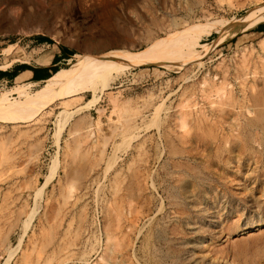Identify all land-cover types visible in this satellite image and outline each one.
Returning a JSON list of instances; mask_svg holds the SVG:
<instances>
[{
	"label": "rangeland",
	"instance_id": "obj_1",
	"mask_svg": "<svg viewBox=\"0 0 264 264\" xmlns=\"http://www.w3.org/2000/svg\"><path fill=\"white\" fill-rule=\"evenodd\" d=\"M263 4L0 0V101L23 102L16 89L36 94L77 56L134 63L0 110V264H264ZM245 17L233 37L207 26ZM197 26L193 57L132 61ZM50 50L54 66L36 64Z\"/></svg>",
	"mask_w": 264,
	"mask_h": 264
},
{
	"label": "bare ground",
	"instance_id": "obj_2",
	"mask_svg": "<svg viewBox=\"0 0 264 264\" xmlns=\"http://www.w3.org/2000/svg\"><path fill=\"white\" fill-rule=\"evenodd\" d=\"M257 10L258 14H256L254 19H264V6H257ZM246 20V17L240 21L218 20L217 22L215 21L211 24H208L207 26L209 28L215 27L216 29L221 30L222 26L228 23L227 27L223 31L224 33L228 31L227 33L230 34L227 36L228 38L231 36L233 37L237 32L246 28L247 25H249ZM258 25L260 24L255 25L253 28L257 27ZM198 28H200V26L186 28L181 32H176L175 34H172L167 39L157 41L153 44V46H151L150 49L146 50L145 52H142L141 54L135 55L132 61L137 62L138 59L143 58L142 61L147 60L153 63H161V61H164L165 63H168L166 58L168 56L182 57L183 55L186 58L193 57L194 53L189 51L190 49L186 50V48L199 45L198 42L200 38L199 36L194 34L196 29ZM131 56V53L127 51H110L105 56L100 57H94L90 55L77 56L78 61L71 69L56 72L51 78L44 82L43 87L36 94L28 96L24 92V88L16 89L15 92L19 96L24 97L23 102L13 104L14 102L9 103L7 100H1L0 110H3L4 112L9 113L11 115H18L20 114V112L26 109L32 111L33 109L39 106L46 105L48 102H50L49 99L51 97L54 98L56 93H58L56 96L61 99L64 95L69 96L73 93V90L77 89V86H83L84 83L92 82V84L104 85L107 82L115 79L118 75H120L119 73L125 67L134 65V63H125L130 61ZM126 58H128V60H126ZM59 88H61V92H58ZM92 88L95 89L94 86H92ZM103 88L105 87L103 86Z\"/></svg>",
	"mask_w": 264,
	"mask_h": 264
},
{
	"label": "crops",
	"instance_id": "obj_3",
	"mask_svg": "<svg viewBox=\"0 0 264 264\" xmlns=\"http://www.w3.org/2000/svg\"><path fill=\"white\" fill-rule=\"evenodd\" d=\"M258 34H262V33H258ZM52 53H53V50H50L47 54L38 56V58H36V60H35L36 64L43 65V66L44 65H50V67H53L54 66V64H53V57L54 56H57L58 57L59 55L55 51V54L51 57ZM57 71H59V69L56 70L51 76H49L45 80H41L40 82H43L44 83L49 78H51ZM26 78H27V74H21L20 76H18L16 78V80H19V81L23 82ZM40 82L39 81H35V82H25V83L38 84Z\"/></svg>",
	"mask_w": 264,
	"mask_h": 264
},
{
	"label": "trees",
	"instance_id": "obj_4",
	"mask_svg": "<svg viewBox=\"0 0 264 264\" xmlns=\"http://www.w3.org/2000/svg\"><path fill=\"white\" fill-rule=\"evenodd\" d=\"M255 32H257V33H262L263 35H264V25H258L257 27H256V29L254 30ZM40 42H46V43H48V44H53L49 39H47V38H39L38 39ZM260 40V39H259ZM56 63V58H54V60H53V64H55ZM56 71V70H55ZM49 76H47L46 78H48ZM46 78H43L44 80L46 79Z\"/></svg>",
	"mask_w": 264,
	"mask_h": 264
}]
</instances>
